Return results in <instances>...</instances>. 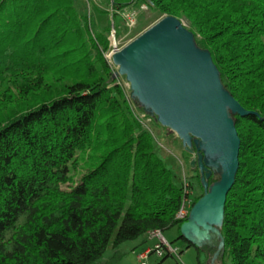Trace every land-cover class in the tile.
Here are the masks:
<instances>
[{
	"label": "trees",
	"instance_id": "16d2710c",
	"mask_svg": "<svg viewBox=\"0 0 264 264\" xmlns=\"http://www.w3.org/2000/svg\"><path fill=\"white\" fill-rule=\"evenodd\" d=\"M89 1L0 0V264H116L121 243L173 228L180 253L193 247L176 218L186 191L104 56L116 11L141 3L185 20L253 112L236 117L239 167L219 263L264 264V0H108L110 9L93 6L111 20L102 31ZM196 173L193 203L203 194Z\"/></svg>",
	"mask_w": 264,
	"mask_h": 264
},
{
	"label": "water",
	"instance_id": "95a60500",
	"mask_svg": "<svg viewBox=\"0 0 264 264\" xmlns=\"http://www.w3.org/2000/svg\"><path fill=\"white\" fill-rule=\"evenodd\" d=\"M111 60L117 67L113 77H125L134 102L173 132L192 155L189 164L198 168L203 194L180 225V235L199 249L217 238L214 262L224 251L225 203L239 167L235 116L253 112L224 87L209 50L198 46L176 17L160 18L114 51ZM213 174L218 179L209 184Z\"/></svg>",
	"mask_w": 264,
	"mask_h": 264
},
{
	"label": "rangeland",
	"instance_id": "374dc122",
	"mask_svg": "<svg viewBox=\"0 0 264 264\" xmlns=\"http://www.w3.org/2000/svg\"><path fill=\"white\" fill-rule=\"evenodd\" d=\"M106 1L108 0H90L89 1V8L91 11H93L94 16H95V20L97 23L96 29L99 31H102V29L111 21L110 18L107 17V15H103V14H98L95 12L94 8H98V9H102V8H106V9H110V6L106 3ZM111 2L113 0H110ZM160 18L158 13L156 12V10L154 8H149L146 11H141L138 13V17H137V22H136V26L128 31L127 29H125L124 26V22L122 21V19L119 16L115 17V21L118 24H120V29H118V34L115 35V41L117 43H120V45H124L127 44L128 42H130L131 40H133L134 38H136L138 35H140L142 32H144L146 29H148L149 27H151L154 23H156ZM181 22L184 24L185 27H187L186 21L185 20H181ZM109 39H110V46L107 52H105L104 56L105 58L112 64L113 66V72L117 70V67L112 63L111 60V52H112V42H113V38L111 36V34L109 35ZM119 79V84H121L125 90V93L127 95V98L130 102L131 105V109L135 115V117L140 121V123L147 129L149 130V132L151 133V135L154 138L155 141V145H156V153L164 160L165 165L172 171L174 177V182L179 185L180 183H188V185L190 184V177L192 175L197 174L196 170H198V168H194L192 169L190 167V164L188 166V161L190 162V159L192 157L191 154H189L188 152H186L181 144V141L175 136V134L173 132H171L168 128L161 126L155 116L150 115L149 113H147L146 111H144V109L140 106H138L134 100L130 97V89H129V85L125 80L124 76H120L118 77ZM235 116V120H236ZM188 154V156L186 157L184 152ZM189 157V158H188ZM84 165H83V161H79V165L77 166L76 169H72L70 174L73 177V181L72 182H76L81 174L84 171ZM189 167L192 169V171L189 169ZM214 181H216L218 179V175L217 174H213L211 176ZM210 177V178H211ZM199 180H200V174H199ZM212 181V182H214ZM209 182V181H208ZM212 182H209V184H211ZM201 184V182H200ZM71 186V184L68 185H64L63 188H69ZM202 186V185H201ZM203 189V187H202ZM192 198H194L195 196V192L193 194H191ZM191 209V208H190ZM189 209V211H190ZM189 215V213H188ZM163 236L169 241L171 242L173 245L178 246L179 248L180 246V240H175L177 238V229L173 228L169 231H166L163 233ZM152 240H150V237L148 236L147 233V241L144 242L143 241V237H139L135 240H130V241H125L123 243H121L116 250H118L123 254V257L116 263V264H139L136 258V253H138L139 251L146 249L150 246H152L155 242L156 239L153 237L151 238ZM214 239V238H213ZM212 239V241H213ZM217 243H218V239L216 238ZM216 244L212 245L211 244L207 245V246H203V248L201 249V251L199 252V263L200 264H220L219 263V258L220 256H218L217 259L214 260V262L212 261L213 258V254L216 250ZM136 247L134 249V253H132L133 250L132 247ZM209 246L213 247V252H207V249ZM113 254V250L111 248V246L106 250V252L104 253L102 260L109 258L111 255ZM181 259V263L182 264H199L198 260H197V251L195 249V247H190V248H184L183 252L181 253L180 256ZM160 259H157L155 256H151L149 259L146 260V262L148 264H155L157 262H159ZM174 261L171 258H166L161 264H173ZM95 264V263H92Z\"/></svg>",
	"mask_w": 264,
	"mask_h": 264
},
{
	"label": "built area",
	"instance_id": "2783aa9c",
	"mask_svg": "<svg viewBox=\"0 0 264 264\" xmlns=\"http://www.w3.org/2000/svg\"><path fill=\"white\" fill-rule=\"evenodd\" d=\"M148 9L149 5L147 3H141L138 7L132 4L131 6L123 10L116 11V13L124 22V27L128 31H130L136 26L138 13L141 11H146ZM111 36L113 38V42L111 44L112 54L114 51H117L122 48L125 44L120 45V43H117L115 41V30L113 28L111 31ZM182 185L184 191H186V195L182 200L180 207L176 213V218L184 222L186 221L188 213L190 212L189 209L193 206L194 203L193 198L191 196L193 192L188 188V183L183 182ZM148 236L150 237V240L154 237L156 239V242L152 246L136 253V258L139 264H148L146 260L149 259L151 256H155L157 259L171 258L174 261L173 264H182L180 259L181 253L179 251V247L169 242L160 231L156 230L148 232Z\"/></svg>",
	"mask_w": 264,
	"mask_h": 264
},
{
	"label": "crops",
	"instance_id": "0c3cea01",
	"mask_svg": "<svg viewBox=\"0 0 264 264\" xmlns=\"http://www.w3.org/2000/svg\"><path fill=\"white\" fill-rule=\"evenodd\" d=\"M151 240H152V239H151ZM135 248H136V247L134 246V247H132V249H131V250H133V251H132L133 254H135V253H134V252H135V251H134ZM123 254H124V253H123ZM95 264H101V262H95Z\"/></svg>",
	"mask_w": 264,
	"mask_h": 264
}]
</instances>
